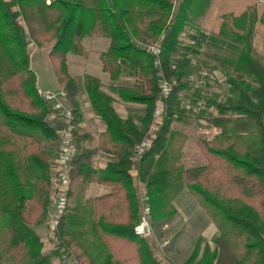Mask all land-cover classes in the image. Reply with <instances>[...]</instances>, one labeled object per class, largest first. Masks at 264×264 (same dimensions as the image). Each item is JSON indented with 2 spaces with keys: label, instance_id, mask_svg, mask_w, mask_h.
Returning <instances> with one entry per match:
<instances>
[{
  "label": "trees",
  "instance_id": "trees-1",
  "mask_svg": "<svg viewBox=\"0 0 264 264\" xmlns=\"http://www.w3.org/2000/svg\"><path fill=\"white\" fill-rule=\"evenodd\" d=\"M193 2L0 0V264H68L70 257L82 264H159L145 238L133 232L140 205L132 169L144 183L151 221H163L175 213L172 194L183 184L226 224L246 234L245 247L255 253L257 264H264V57L252 43L256 22L264 26V8L259 16L255 7L238 16L227 15V31L239 44L236 64L251 75L252 83L229 77L236 96L228 102L212 103L218 113L211 120L217 133L200 140L208 163L184 169L173 165L172 142L182 135L170 129V123L173 104L186 86L183 77L190 58L187 53L175 58V53ZM88 33L109 38V47L101 53L100 60L112 80L127 65L135 69L141 82L134 87H116L123 100L145 106L142 127L133 130L131 137L121 134V130L127 131L128 121L120 119L109 101L103 100L98 81L88 77L85 84L92 106L107 130L125 141L119 155V179L126 190V210L116 221L99 214L93 202L83 200L89 175L83 167V153L74 155L68 171L66 207L53 229L54 248L51 253H43L44 242L34 227L44 221L53 192L51 178L55 171L51 159L54 161L53 149L59 141V122L57 126L48 121L52 110L37 93L26 46L29 42L37 46L51 44L48 55L52 68L76 115V85L67 71L66 54L82 53L81 40ZM209 36L218 42L219 37ZM150 44L160 46L161 68L166 76H175L177 83L165 99L151 146L135 162L129 159L130 147L143 136L158 93L157 68L145 48ZM189 50L188 46L185 52ZM175 62L178 66L172 70L170 66ZM16 73L20 76L18 86L4 91V81ZM13 92L18 98L11 99ZM227 112L231 115H224ZM75 134L74 131V139ZM258 199L256 205L253 200ZM214 242L215 246H205L197 259L196 241L181 264H219L224 246L219 237ZM51 255L57 256L55 262ZM228 264L242 263L231 260Z\"/></svg>",
  "mask_w": 264,
  "mask_h": 264
},
{
  "label": "crops",
  "instance_id": "crops-1",
  "mask_svg": "<svg viewBox=\"0 0 264 264\" xmlns=\"http://www.w3.org/2000/svg\"><path fill=\"white\" fill-rule=\"evenodd\" d=\"M246 4L237 6L234 0H194L188 12V19L184 29L179 34L183 53H187V57L191 56L192 53L190 51H184L191 42L194 43V37H197L201 32L214 35L218 31L223 14H236ZM109 43L110 40L107 36L98 33L86 34L81 40L82 53L68 52L66 54V66L69 75L74 79L76 85L77 114L75 117L77 125L74 139L75 155L83 153V167L89 175V178L85 181L83 200L93 202L99 208V214L114 217L113 220L119 221L126 210V190L122 180L119 179V169H122V164H119V155L125 148V141L122 137L119 138L118 135H114L108 131L106 123L95 111L86 90V79L88 77L95 78L98 81L103 100L109 101L110 106L120 119L128 121L127 131L125 129L121 130L123 137H131L133 130H140L143 123L145 106L144 104L123 100L116 91V87L120 85L134 87L141 83L135 69L127 65L124 66L122 73L115 80H112L109 73L103 70L100 55L108 49ZM35 84L36 88L41 91H54L62 88L59 83H57L55 89H42L36 82ZM211 88L212 86L208 84L206 91L208 92ZM178 103L176 101L173 106L170 125L172 129L182 132L186 138L173 165L174 167L186 169L202 165V163H194L199 159L198 136H196L194 143H190V133L195 131L196 125H191L180 115ZM53 116L55 114L52 111L48 117V121L51 124L55 123ZM131 173L139 203L140 192H145L144 183L137 179L135 170L132 169ZM139 184L142 185L140 189ZM184 199L186 200V204H181V201ZM171 204L175 209L174 215H184V213L188 215L190 212H184L183 209L186 205L191 209L196 207L194 194L183 184L178 186V190L172 194ZM164 225H167L166 221ZM34 229L39 235H45L42 228L39 227L37 229L35 227Z\"/></svg>",
  "mask_w": 264,
  "mask_h": 264
},
{
  "label": "rangeland",
  "instance_id": "rangeland-1",
  "mask_svg": "<svg viewBox=\"0 0 264 264\" xmlns=\"http://www.w3.org/2000/svg\"><path fill=\"white\" fill-rule=\"evenodd\" d=\"M234 1L236 2L237 6L247 3L244 5L242 10L238 11L236 14H233L234 16L240 15L243 11H246L247 8L251 7H255L256 14L259 16L264 8V0ZM227 15L229 14H223L221 16L218 31L212 35L219 37L218 42L208 38L210 37V34H207L208 36L206 35L207 37L205 38L201 37V34L199 33L197 36L199 43L194 40V43L191 42L189 44V51L192 53V55L189 56L191 60L186 68V74H190L200 63H203L204 65H208L211 69L215 70L217 75L215 80L209 82V85L212 86V88L209 89L208 92H205L202 108L198 113L194 114L184 110L181 107L180 101L194 100L196 97V95L190 92L188 89L187 83L186 86L179 91L176 99V101L179 102L178 112L180 115L184 117L185 120L191 125H196L195 131L190 133V143H194L196 136H198L197 146L199 148V159L194 163L198 162L199 164L202 163V165L208 163V157L202 151V144L200 140L204 138L210 139L217 133V130L213 126L211 120L213 117H216L218 113L212 103L228 102L230 99L235 98L236 91L229 83V77H235V79L243 78L245 81L252 83L251 75L247 74L245 68L236 64V56L238 53L239 44L233 40L227 31L228 29L226 27V23H224L225 21L229 20ZM237 27L240 28L241 26ZM252 43L256 52L264 57V26L259 21L256 22L254 27ZM50 47L51 44L49 42H45L41 46H37L33 42H29L26 46V52L29 56L28 67L35 75V82L42 89H55L58 83L48 55ZM181 54H183V47L180 45L177 49V52L175 53V58L179 57ZM174 64L176 67L178 66L177 62ZM186 74L183 79L186 77ZM19 78V74L16 73L11 76L7 82L4 81L2 85L3 90L16 89ZM183 89H185V92ZM16 98H18V96H16L13 92L11 99ZM224 115L228 116L231 114L227 112ZM53 117L55 120L53 125L58 126L57 118L55 116ZM170 129H172L171 125ZM174 131L177 130L175 129ZM177 132L182 136H177L176 138L174 137L175 139L172 142V149L174 151L172 153H174L175 158L177 157L180 150L177 149V146L181 141L180 138H182L181 147L183 146L186 138L182 132ZM57 146L58 139L55 142L53 149V157L56 154ZM51 162L53 163V158L51 159ZM53 179L54 173L52 174L51 178L52 187L54 188ZM140 187H142V185L139 184V189ZM52 193L49 208L44 221L41 224L35 226L37 229H39V227L42 228V231L45 233L44 236L39 235L44 242V246L42 248L43 253H51L55 244V240L52 237L53 229L47 223L48 214L53 202ZM238 195L240 194L238 193ZM256 196L257 195H254V197ZM194 198L196 207L191 209L186 205L183 208L184 212H190L188 215H185V213L184 215L173 214L171 217L163 221H151L152 233L149 237H145V240L159 264H181L189 256L196 241H198L199 244L197 254L198 259L202 255L205 246H208L210 249L215 246V237L221 238L224 246L219 264H228V262L231 260L239 261L242 264H257V257L255 253L249 252L245 247V242L247 240L246 234L240 233L234 227L226 224L220 218V216H218V214L207 204L203 203L200 198L195 195ZM185 202L186 200L184 199L181 201V204H184ZM253 202H256V205H259V199L257 201L253 200ZM165 221L167 222V225H164ZM164 241L165 244H162ZM50 259L52 262H55L57 260V256L51 255Z\"/></svg>",
  "mask_w": 264,
  "mask_h": 264
},
{
  "label": "built area",
  "instance_id": "built-area-1",
  "mask_svg": "<svg viewBox=\"0 0 264 264\" xmlns=\"http://www.w3.org/2000/svg\"><path fill=\"white\" fill-rule=\"evenodd\" d=\"M146 50L153 57V64L157 68L158 93L154 99L151 119L146 127L143 136L130 147L129 159L135 162L140 161L144 153L151 146L152 140L160 126L165 108V99L169 96L172 88L177 83L175 76H166L161 68L160 46L158 44L147 45ZM172 70L176 69L171 64ZM217 78L216 71L208 65L200 63L197 68L188 74L184 79L190 92L196 95L194 100H182L181 107L191 113H198L204 103L206 86ZM40 97L50 106L59 122V141L54 157L55 177L53 179L52 207L48 214L47 223L54 229L66 207V193L69 186L68 171L70 162L75 155L74 131L76 129V117L72 107L67 103V95L64 89L54 91H41L37 89ZM139 217L133 226V232L140 237H149L152 233L150 218V205L145 192L139 194ZM165 244V241L162 242ZM68 264H82L74 257L68 258Z\"/></svg>",
  "mask_w": 264,
  "mask_h": 264
}]
</instances>
